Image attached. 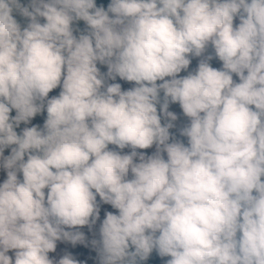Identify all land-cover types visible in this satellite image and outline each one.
I'll list each match as a JSON object with an SVG mask.
<instances>
[{
    "label": "clouds",
    "instance_id": "clouds-1",
    "mask_svg": "<svg viewBox=\"0 0 264 264\" xmlns=\"http://www.w3.org/2000/svg\"><path fill=\"white\" fill-rule=\"evenodd\" d=\"M0 169V264H83L97 197L98 264H264V0H0Z\"/></svg>",
    "mask_w": 264,
    "mask_h": 264
},
{
    "label": "rangeland",
    "instance_id": "rangeland-1",
    "mask_svg": "<svg viewBox=\"0 0 264 264\" xmlns=\"http://www.w3.org/2000/svg\"><path fill=\"white\" fill-rule=\"evenodd\" d=\"M238 21L234 20V24L237 23ZM211 49H206V52L204 55L211 53ZM202 57H190V64L188 66L187 70L182 71L178 75H186L187 72L193 71L198 63V60L201 59ZM210 65L212 67L219 68L220 67V62L213 57L212 60L209 61ZM97 67L100 69V71L103 73L106 71V66L100 65L99 63L97 64ZM233 79L236 80L237 78L233 74ZM109 83H119L121 85V90H126L131 87H133V82H126L123 80H120L118 77L112 81L109 80ZM159 83V81L157 82ZM59 92V88L52 90V92L49 93V96L56 95ZM162 92L160 93V96L162 98ZM168 111L173 112L176 115V120L172 121L171 123L173 124V127L170 128L171 130H174L180 134V129L184 127L188 123V118L185 117L177 103H169L168 105ZM157 111L159 114V104L157 105ZM14 114V113H13ZM43 114L38 115L32 119L31 123L35 124H42L43 122ZM167 120L166 117L161 118V123H165ZM24 125L21 124V127ZM181 142L186 143V138L182 137ZM110 148H114V146L109 145ZM130 149L125 148L123 150H120L124 153L128 152ZM155 150V146L152 148L148 149H143L140 150L138 149L137 151H143L146 155L151 154ZM5 155H7V149L5 150ZM4 178V172L2 169H0V180H3ZM97 202L100 206L99 210V219L96 221L94 225L89 228L87 225L79 227L78 229H72V230H79L84 234V241L83 243L77 242L75 244H72L68 241H57L56 244V250L53 253H49L50 258H59V256L64 255V254H69L71 255L74 259H76L79 262H83V264H98V257H97V252L96 248L92 245L93 240H98L99 239V233H98V228H99V223L100 220L103 219V215L105 211H112L115 212L114 209L111 208L110 205L103 204L102 202L99 201V197H97ZM67 230V229H66Z\"/></svg>",
    "mask_w": 264,
    "mask_h": 264
},
{
    "label": "trees",
    "instance_id": "trees-1",
    "mask_svg": "<svg viewBox=\"0 0 264 264\" xmlns=\"http://www.w3.org/2000/svg\"><path fill=\"white\" fill-rule=\"evenodd\" d=\"M28 0H21V4L22 5H27ZM96 3L98 6H107L108 0H96ZM14 17L18 20V22L21 24V26L23 27L24 23L26 22L24 18L19 17L17 14L14 13ZM76 27L79 28L80 30H83L84 25L83 22H77L76 23ZM208 49H211V47L209 46ZM17 131H19V129H17ZM169 132L171 134V136L175 139H178L181 141L182 136L174 131L169 129ZM168 259V257H159L157 255V253L155 252V250H153L149 256L143 260V261H138V264H164V262Z\"/></svg>",
    "mask_w": 264,
    "mask_h": 264
}]
</instances>
